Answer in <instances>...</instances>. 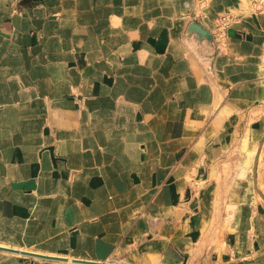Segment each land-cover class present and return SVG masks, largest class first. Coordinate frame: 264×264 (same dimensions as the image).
Instances as JSON below:
<instances>
[{
  "label": "crops",
  "instance_id": "1",
  "mask_svg": "<svg viewBox=\"0 0 264 264\" xmlns=\"http://www.w3.org/2000/svg\"><path fill=\"white\" fill-rule=\"evenodd\" d=\"M0 247L264 264V0H0Z\"/></svg>",
  "mask_w": 264,
  "mask_h": 264
},
{
  "label": "built area",
  "instance_id": "2",
  "mask_svg": "<svg viewBox=\"0 0 264 264\" xmlns=\"http://www.w3.org/2000/svg\"><path fill=\"white\" fill-rule=\"evenodd\" d=\"M262 2L263 0H250V5L259 9V5ZM233 20H235V16L232 13H224L217 20V26L213 32V38L219 50H222L227 43V29Z\"/></svg>",
  "mask_w": 264,
  "mask_h": 264
},
{
  "label": "water",
  "instance_id": "3",
  "mask_svg": "<svg viewBox=\"0 0 264 264\" xmlns=\"http://www.w3.org/2000/svg\"><path fill=\"white\" fill-rule=\"evenodd\" d=\"M191 28H192V30H195L198 33H200L202 36L213 40V34L210 31H208L207 29H205L203 26L199 25L198 23H193ZM0 248H2V247H0ZM8 250L17 251V250H14V249H8ZM30 254L37 255V254H34V253H30ZM38 256L47 257L45 255H38Z\"/></svg>",
  "mask_w": 264,
  "mask_h": 264
}]
</instances>
